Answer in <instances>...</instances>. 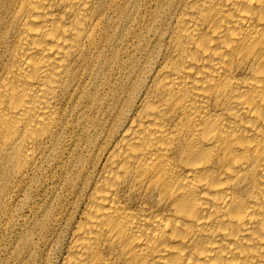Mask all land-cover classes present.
I'll use <instances>...</instances> for the list:
<instances>
[{
    "label": "bare ground",
    "instance_id": "obj_1",
    "mask_svg": "<svg viewBox=\"0 0 264 264\" xmlns=\"http://www.w3.org/2000/svg\"><path fill=\"white\" fill-rule=\"evenodd\" d=\"M147 1L156 40L58 264H264V0H0L11 188L62 148Z\"/></svg>",
    "mask_w": 264,
    "mask_h": 264
},
{
    "label": "rangeland",
    "instance_id": "obj_2",
    "mask_svg": "<svg viewBox=\"0 0 264 264\" xmlns=\"http://www.w3.org/2000/svg\"><path fill=\"white\" fill-rule=\"evenodd\" d=\"M148 5L130 25L126 42L119 46L116 41L113 48L119 50L110 49L108 63L94 68V77L88 78L90 99L81 98L72 112L62 148L46 156L39 170L15 189L12 165L0 156V264H13L28 252L36 255L35 264L61 261L84 209L88 185L112 141L106 136L114 128L111 114L137 92L130 73L133 62L140 65L156 40L149 29L155 10ZM4 171L9 174L3 176Z\"/></svg>",
    "mask_w": 264,
    "mask_h": 264
}]
</instances>
